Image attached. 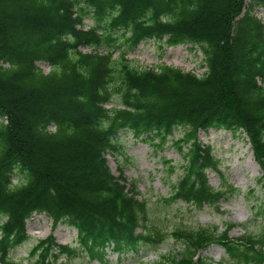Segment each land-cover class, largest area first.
Segmentation results:
<instances>
[{
  "label": "trees",
  "instance_id": "1",
  "mask_svg": "<svg viewBox=\"0 0 264 264\" xmlns=\"http://www.w3.org/2000/svg\"><path fill=\"white\" fill-rule=\"evenodd\" d=\"M255 6L264 0H0L2 264H20L11 251L29 238L34 212L75 226L79 246L47 238L27 264H76L78 248L91 259L108 250L122 255L165 233L136 183L128 187L107 163L124 131L157 149L174 144L181 159L164 160L179 170L171 197L203 206L224 193L210 183L208 169L219 170L220 161L199 130L243 128L262 169L264 215V21ZM86 18L94 21L89 28ZM165 37L169 44L197 43L207 71L142 69L127 57L140 42ZM178 127L183 135L172 138ZM233 226L219 232L176 225L172 234L184 250L151 264H264V224L239 238L229 236ZM214 241L225 246L227 261L196 258Z\"/></svg>",
  "mask_w": 264,
  "mask_h": 264
},
{
  "label": "rangeland",
  "instance_id": "2",
  "mask_svg": "<svg viewBox=\"0 0 264 264\" xmlns=\"http://www.w3.org/2000/svg\"><path fill=\"white\" fill-rule=\"evenodd\" d=\"M249 2L250 0H247V4ZM254 12L264 19L263 7H255ZM85 25L86 27L93 25L92 19L87 18ZM82 49L92 50L90 47ZM119 53L118 51L116 55ZM127 57L140 68H157L161 64H168L200 76L207 70L203 51L198 44L191 42L168 45L166 39H149L129 49ZM37 65L44 72L51 70V66L45 61L37 62ZM181 134V128L174 133L176 136ZM121 135L120 151L123 154L108 153L109 164L116 175H119L122 167L129 181L137 180L142 197L147 199L151 210L158 218L160 217V223L168 232L170 227L180 223L191 227L217 226L218 231H223L228 222H234L236 225L230 230V235L238 237L246 229L255 230L264 223L257 206V197L261 190L256 178L261 175V168L254 158L251 144L244 132L213 128L200 131L201 141L211 145L214 154L220 160L221 172L209 170L210 182L215 187L221 186L227 192L218 204H206L202 207L184 201L167 202L165 199L171 196L172 188L168 184L169 176L163 169V162L165 156L176 160L180 158L175 146H167L163 151H156L152 143L137 140L130 131L122 132ZM27 230L29 240L16 246L11 253L21 264H27L33 246L49 236L55 238L58 243L76 244L77 231L67 224L54 225L53 219L45 213H35L28 220ZM183 250L184 242L170 237L155 247L141 250L139 254L129 253L119 257L117 253L110 252L106 261L98 258L90 261L85 253L79 252L74 261L78 264H151L160 263L161 259L169 256L172 251ZM201 256L218 262L226 258V252L220 244L213 243L201 252ZM61 261H65V258Z\"/></svg>",
  "mask_w": 264,
  "mask_h": 264
}]
</instances>
